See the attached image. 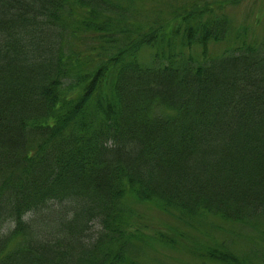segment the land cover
I'll list each match as a JSON object with an SVG mask.
<instances>
[{
  "label": "trees",
  "instance_id": "1",
  "mask_svg": "<svg viewBox=\"0 0 264 264\" xmlns=\"http://www.w3.org/2000/svg\"><path fill=\"white\" fill-rule=\"evenodd\" d=\"M157 1L0 0V264H140L129 197L237 226L242 255L201 256L264 264V32L241 0Z\"/></svg>",
  "mask_w": 264,
  "mask_h": 264
},
{
  "label": "rangeland",
  "instance_id": "2",
  "mask_svg": "<svg viewBox=\"0 0 264 264\" xmlns=\"http://www.w3.org/2000/svg\"><path fill=\"white\" fill-rule=\"evenodd\" d=\"M184 1L187 2V0H159L156 3H149V5L144 6V9L146 12H149L147 10L148 8L153 9V11L161 10L160 8H165V5H170L169 7L173 8L180 6L181 2L184 4ZM226 10L234 26L247 24L250 27V33L255 35V37L260 36L264 32V3L257 0H241L237 4L227 5ZM162 11L165 13L166 10ZM259 14L260 18L263 19L259 25H256L255 20ZM227 46L228 44L225 41H212L208 44L209 55H220L221 52L226 50ZM179 48L182 52L186 51L180 46ZM201 51L202 48L199 45H193L191 47L192 57L195 60L201 59ZM141 52V59L149 63L153 49L143 48ZM128 201V205L131 208L132 220L136 222L139 228L137 235L143 239V242L140 243V248L142 246L144 255H142L141 252V256L139 255L138 257V262L140 264H218L212 262L209 258L207 259L201 256V253H204V247H208L209 245L216 246L223 240L228 244V248L237 255H242L243 249H245L244 244L239 246V237L237 236L239 229L237 226H232V231L229 230V232L226 225L227 234L209 228L193 231L188 227L180 225L176 215L173 218L170 213L165 212L154 203L136 202V200L131 197L128 198ZM211 221L213 224L225 225V223L220 222L219 219L214 218ZM92 226V233H96V231L100 229L97 223L92 224ZM6 228L7 227H5V229ZM233 232L234 236L231 235ZM158 233L174 237L178 245H176V247H169L153 239ZM229 238L234 240L228 242ZM185 243V251H182V246ZM190 251L195 252V254H192Z\"/></svg>",
  "mask_w": 264,
  "mask_h": 264
}]
</instances>
